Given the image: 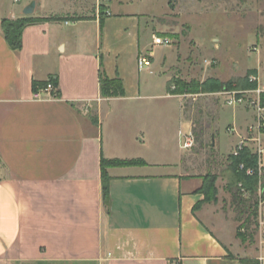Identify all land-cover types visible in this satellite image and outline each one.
<instances>
[{
    "label": "crops",
    "instance_id": "0c3cea01",
    "mask_svg": "<svg viewBox=\"0 0 264 264\" xmlns=\"http://www.w3.org/2000/svg\"><path fill=\"white\" fill-rule=\"evenodd\" d=\"M15 1L0 15V264H264V243H240L205 203L203 180L185 173L176 137L193 134L185 96L173 77L158 83L150 65L138 67L154 60L150 25L137 21L121 62L123 49L104 36L113 16L132 19L123 0ZM33 1L31 17L43 21L13 50L2 21L25 17ZM101 75L121 78L124 96L104 98ZM50 80L54 96L36 99L34 83ZM103 158L143 162L107 168L108 210Z\"/></svg>",
    "mask_w": 264,
    "mask_h": 264
},
{
    "label": "rangeland",
    "instance_id": "374dc122",
    "mask_svg": "<svg viewBox=\"0 0 264 264\" xmlns=\"http://www.w3.org/2000/svg\"><path fill=\"white\" fill-rule=\"evenodd\" d=\"M123 1V11L119 12L130 14L136 19L135 24L132 19L124 22L113 16L111 21L117 23L110 24V21L104 36L106 44L123 49L121 62L129 58L131 47L138 42L136 23L140 20L142 26L148 24L151 27L147 42L149 50L154 52V60H150V66L144 71L158 83L173 77L171 88L178 91L177 80L203 83L215 79L232 85V90L243 91L251 90L244 86L248 77L255 73L264 89V0ZM18 5L15 0H0V15L6 16ZM153 32L156 38L168 40V43L153 46ZM146 53L148 56L150 52ZM254 84L256 87L252 89H257L258 83ZM223 90L187 93L183 99L195 138L192 149H183L187 152L184 169L188 176L199 177L205 184L214 180L216 195L206 203L211 206L216 219L234 225L240 243L254 247L264 243V227L258 225L255 214L247 221L252 210L255 211L254 205L251 211H246L233 204L227 188L234 161L232 152L238 141L237 133L230 134L228 129L245 130L252 121L243 108L223 104L218 95ZM156 94L162 92L156 91ZM158 102L163 100L159 98ZM169 102L179 107L180 99L173 98ZM188 134L184 127L181 134L176 135L177 142L179 138L183 145ZM250 156L256 164V157ZM256 198L257 190L253 202Z\"/></svg>",
    "mask_w": 264,
    "mask_h": 264
},
{
    "label": "trees",
    "instance_id": "16d2710c",
    "mask_svg": "<svg viewBox=\"0 0 264 264\" xmlns=\"http://www.w3.org/2000/svg\"><path fill=\"white\" fill-rule=\"evenodd\" d=\"M41 19H35L31 16H25L20 19L12 20V19H4L2 21V28L5 33V37L9 46L13 50H19L22 47V34L26 27L41 22ZM255 74V73H253ZM252 75V74H251ZM173 81V80H172ZM171 81L170 85L173 83ZM178 85V91H174L175 95H184L187 93H200V92H209V91H218L221 89L232 90L234 87L230 84H224L218 80L212 79L207 80L203 83L192 81L190 83L184 82L182 80L176 81ZM101 84V93L104 98H113L124 96L125 88L123 84V80L121 78L109 79L106 76L101 75L100 78ZM47 85V82H35L34 88L37 91L38 87H44ZM171 87V86H170ZM247 89H252L256 87V84L250 83L249 79L246 80L245 86ZM196 89V90H194ZM245 163L247 166H254L255 161L252 156H250L249 152H244L240 157H234V161L232 163V175L230 181L228 183V191L231 193L233 198V204L238 205L239 207L244 208L246 211H251L253 208V196L257 187V178L249 177L246 175L244 171H240V164ZM143 164L142 161H122V160H113L109 161L106 159H102L101 167H102V178H103V203L105 208L108 210L111 204V196H110V178L107 172V168L111 166H126V165H136ZM245 188L249 191L251 197L245 198L242 194V188ZM216 187L214 180L209 181L207 184L203 183L200 192L205 196V203L209 200H212L216 195ZM255 214V211L252 210L249 217H247V221H250V218Z\"/></svg>",
    "mask_w": 264,
    "mask_h": 264
},
{
    "label": "built area",
    "instance_id": "2783aa9c",
    "mask_svg": "<svg viewBox=\"0 0 264 264\" xmlns=\"http://www.w3.org/2000/svg\"><path fill=\"white\" fill-rule=\"evenodd\" d=\"M18 2L20 0H17ZM168 40L160 38L154 39V45H166ZM150 61L147 57L142 56L138 59V67L142 70L149 66ZM250 83H258L257 89L251 90H223L218 93L224 105L232 108H243L246 112L252 113V124H248L245 130L228 129V132L237 133L240 141L232 152L233 157H240L244 152H249L256 157L254 166L240 164V171H244L247 176L257 178V198L253 202L255 209V219L258 225L264 227V89L260 85L259 76L252 74L249 77ZM175 88H172L174 90ZM54 83L52 80L47 82L44 87H39L35 93L36 99H41L45 95L54 96ZM188 94L184 95L187 96ZM195 144V138L192 133L184 137L182 148L190 150ZM242 194L245 198H250L249 191L242 187Z\"/></svg>",
    "mask_w": 264,
    "mask_h": 264
},
{
    "label": "water",
    "instance_id": "95a60500",
    "mask_svg": "<svg viewBox=\"0 0 264 264\" xmlns=\"http://www.w3.org/2000/svg\"><path fill=\"white\" fill-rule=\"evenodd\" d=\"M35 8H36V2L33 1L28 6L25 7V9L23 10V14L25 16H32L35 12Z\"/></svg>",
    "mask_w": 264,
    "mask_h": 264
}]
</instances>
